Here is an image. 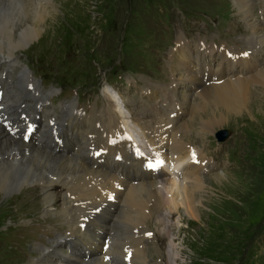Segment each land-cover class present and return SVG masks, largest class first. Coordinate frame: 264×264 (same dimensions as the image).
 <instances>
[{"label":"rangeland","instance_id":"1","mask_svg":"<svg viewBox=\"0 0 264 264\" xmlns=\"http://www.w3.org/2000/svg\"><path fill=\"white\" fill-rule=\"evenodd\" d=\"M252 1L255 2L254 18L260 29L256 28L258 34L264 37V27L261 25V13H259L262 11L264 16V5H260L259 0ZM52 4L54 8H49L51 15L46 17V25L40 37L32 41L30 46H27L28 48L17 51L15 55L26 65L27 70H31L35 77L43 83H50L57 89L64 88L72 92L77 90L84 97L92 99V103L98 99L100 90L98 80L107 76L111 80L107 91L113 98L117 96L114 88L138 93L141 87H151L156 96L172 103L171 93H165L163 97L160 92L157 93L154 90L160 88V85L169 83L172 77V74H168L164 68L168 65L169 71L170 65L177 64L179 57L183 58L180 52L174 51V39L176 41L185 40L195 50L193 40L199 39V36L209 37L205 31L207 26L197 18L201 13L208 14L212 18L210 26L223 27V33L218 34L208 27L209 33H214L215 36L224 40L232 37L241 41L245 40L248 46L254 49L259 59L263 60L264 57L262 53L264 43L262 46L256 44L258 40L255 39L256 35L253 32L252 17L249 18L250 21L247 24L246 19L238 13L233 0H54ZM180 4L185 6L186 12L179 10ZM251 35H253L252 38ZM231 45H236V43L231 42ZM239 67L237 66V69H240ZM258 67L260 68V64ZM180 68L179 72H176L177 76L183 72ZM18 70L19 68L16 72ZM13 76L16 78V74ZM37 83L40 86L38 81ZM185 84L190 86L191 82H185ZM249 85L253 93L257 88L264 89V87L259 88L258 84ZM182 89L181 86L175 90L177 100L184 95V89ZM15 91L24 96L18 87H14L13 96ZM194 91L197 93L198 87ZM263 92L255 94V102L262 106L260 108L263 110H258L256 106H250L251 110L243 108L239 110L243 112L242 117L239 118H237V113H228L221 126L215 125L213 128L201 129V125L197 123L199 122L197 117L200 114H195L199 110L190 106H188V114L176 120L172 131L177 140L181 138V141L202 145L206 150L215 151L214 158L217 157L218 151L224 157L222 168L201 174L207 186L220 185L217 180L215 182V178H211L212 173L216 171L225 172L222 182L235 178L234 182L225 185L231 189L224 188L227 193L230 189L234 197L230 196V198V194L226 196V193L218 194L215 192L218 190L216 186H211L209 190L202 192L213 199L216 198L213 200L216 202L210 201L207 204L201 200V204L196 205L197 208H202L203 221H192L185 214L177 213L169 217V223L172 224L169 235L173 236L176 251L179 253V257H176V264L180 262L183 264H264ZM48 93L50 94V91ZM106 94L109 95L103 92L101 96ZM167 95L168 98H166ZM112 97L113 104L119 108V103L116 104ZM102 101L100 106H97L100 101L96 102L97 105H92L90 113L93 109L104 111L107 108V102L103 99ZM32 102H34L32 99H27V106ZM206 108L207 112L203 110L200 117L204 116L205 112L209 114L215 109L210 105ZM9 110L12 116L13 110ZM70 111L71 109H67L64 116H71ZM62 112L64 111L61 110L60 113ZM253 115L255 118L252 117ZM77 116H79L77 113H72L73 122L69 125L70 129H77L73 127L76 122L83 124L81 129L93 128L94 119L89 120L92 121L89 126L85 120L82 122ZM41 117L42 114L40 122H43ZM16 122L19 121L16 120ZM115 122L116 120H113L112 123ZM2 128L1 131L5 137L25 144L21 137L14 135L13 127L8 129L4 126ZM173 129H177L178 132L174 133ZM44 135L46 138V133ZM217 135L223 138L219 139ZM216 141L222 143L218 150H215ZM32 147L37 148L38 146ZM38 149L46 152L50 150L47 153L53 156H62L60 153H53L50 148L38 147ZM19 152L25 151L23 149ZM18 155L21 156V154L16 156ZM84 179L80 182L81 184L85 182L91 184ZM32 185L28 184V186ZM57 186L52 190L55 194V199L51 203L53 207L61 205V200H58L60 197L64 199L63 190L60 185L57 184ZM39 187L36 184L29 189L24 185L8 193L9 195L0 193V264H37L35 259L37 252L33 246L52 243L51 240L58 235L57 232L67 228L64 218L55 212L52 214L43 211L45 193ZM38 202L41 203L39 214L42 218L39 216L37 221L36 218H27V211L32 212L31 207ZM54 202L55 205H53ZM134 202V199H130L128 205ZM207 205H212L211 208L215 210V213L208 214L210 207ZM125 215L128 218L120 222L124 227L130 226L127 230L130 233L139 220L134 219L133 209ZM216 216H218L216 221L211 220ZM45 219H47L46 222ZM112 222L111 220L110 224ZM143 231L148 232L149 237L151 236V242L146 246V256L150 257L149 264H156L153 260L165 261L167 237L155 238L159 229L154 220H151ZM126 240L130 241V239ZM60 245L57 243L54 248L60 255L66 257L68 253L63 254L58 249ZM153 245L155 248H152ZM61 246V249L66 251L63 245ZM116 262L121 264L122 261ZM133 264L140 263L133 262Z\"/></svg>","mask_w":264,"mask_h":264},{"label":"bare ground","instance_id":"2","mask_svg":"<svg viewBox=\"0 0 264 264\" xmlns=\"http://www.w3.org/2000/svg\"><path fill=\"white\" fill-rule=\"evenodd\" d=\"M52 1L54 2V0H0V70H5L11 84L8 90H5L4 95V99L11 110H14L16 104L19 105L20 103H24L27 106V99H32L34 102L45 101L49 94L48 92L44 93L37 82H34V88L32 90L26 89V75L28 70L26 65L15 54H17V51H21L32 43V41L40 37L43 32V27L46 25V17L51 15V10L49 8H54ZM233 1H235L234 6L238 10V13L246 19L247 24H249V18L252 17L253 32L256 35L255 39L258 40L256 44L262 46L264 37L258 34V29L256 27L259 28V25L253 14L255 2L252 0ZM259 1L260 5H264V0ZM249 29H251V27ZM252 36L253 35L250 37L252 38ZM177 43L184 44L182 50L185 52L187 59L179 57L177 64L170 65L169 69L172 77L169 83L164 85L159 84L161 87L154 90L157 93L160 92L161 96L165 93L172 94V98H170L172 103L166 100L171 108L175 110L176 120L179 117L182 118L184 114H188V106L199 110L195 113L197 115L198 113L201 115L203 110L207 112L206 107L208 105H210V107L214 106V111H208L209 114L205 112L204 116H202L203 118L200 117V115L197 117L199 120L197 123L201 125V129L205 130L206 128H213L215 125L221 126L226 120L225 118L228 113H237V118H239L242 117L243 113L239 110L243 108L250 109V106H256L258 110L262 109L260 108L262 106L257 105V102H255V94H261L264 89H258L256 87L257 90L253 93L249 84L254 83L258 84L259 88L264 87V57L263 60L262 58L259 59L256 53L252 58L251 56L239 57L240 62H242L239 64L227 60L231 67L236 69L237 72L242 71L241 69H237V66H240L239 68L249 67L251 68V72L232 77H230L229 74H217L220 78H223V81L219 84L212 83L206 85L197 73L192 70L189 64L194 60L193 55L196 49L194 48L195 50H193L190 43L188 44V42L183 39H178ZM262 53L264 54V51H262ZM259 64L260 68L258 67ZM17 68H19V70L16 72ZM179 68L182 69L181 71L183 72L181 73L182 75L180 74L177 76L176 72H179ZM13 74H16V78H13ZM185 82H191V85L187 86ZM181 86L184 89V95H181V98L177 100L175 90H178ZM14 87H18L23 92L24 96L17 91H15L13 96ZM197 87L198 92L195 93L194 89ZM98 96H101V93ZM103 96L97 97L98 99H96V101H100L101 105L103 102L102 99L106 100L107 108L105 110L103 109L104 111L93 109L89 115H82V113H78L79 110L74 111L79 115L77 117H80L82 122L85 120L87 124L91 126L90 122L92 121L89 120L94 119V123H92V129H69L72 134L75 135L76 133L80 135L81 133L84 134L94 131L97 135V141L103 142L101 138L102 133L104 131L111 132L112 129L116 127L115 123L112 122L113 120L115 121L119 115L118 106L113 104L109 95L106 94ZM166 98H168V95ZM93 105H97L96 102ZM67 109H71V107L68 106L62 109L64 111L62 112V116L65 115ZM9 116H11L10 113L8 114V117ZM43 117L42 115V121L44 120ZM252 117L255 118L254 115ZM97 123H100V127H97ZM4 126L3 123H0V134H2V136L0 135V193L7 195L24 185L30 189L33 185L38 184L40 186L39 188L45 193L44 195L42 193L44 202L43 211L45 213H56L61 218H64L67 225L64 231L57 232L58 235L51 240L53 241L52 243L33 246L35 252H37V257L35 258L37 264H114L116 261L125 260V256H123V246L129 242L128 240L125 241V239H130L132 243L135 244L132 246L133 253L127 258V261L149 264L150 262L148 261L150 257L146 256V252L141 251L138 241L144 236H147L151 240V236L149 237L147 234L148 232L146 233L143 231V229L145 230V228L148 227L151 220H154L155 225L159 229L155 238L165 236L168 239V245L164 252L166 263L174 264L176 262V257H179V253L176 251L173 236L171 237L169 235L172 225L169 223V217L177 213L179 215L185 214L190 217L192 221H203L201 216L202 208H197L196 205L201 204V200L204 203L207 202V204L210 203V201L216 202L213 201L216 198L213 199L211 196L202 193L205 190H209L211 186H216L218 188V190L214 189L218 194L226 193V196L230 194L229 197H234V195L230 193L231 188L225 185L234 182L235 178L222 182L225 174V172L222 171L212 173L213 175H211V178H215V182L217 180L218 183L220 182V185L212 184L210 187L206 185L207 183L204 177H201L202 173H200L199 167L191 164L182 166L181 174L171 178H136L135 176L124 175L123 171L125 169H130L140 174L142 171L141 160L131 159L125 155L124 159L128 160V164L116 165L114 167L102 165L93 167L91 164L92 159L86 156L85 153L88 146L91 144V140L88 138L83 137L77 151L68 153L61 149L54 150L51 146L45 145L44 142H36L35 139L24 140L26 145L19 141H12L10 140L12 138L9 139L5 137L1 131V128ZM43 128L45 129L42 130V135L50 131L46 125L43 126ZM2 130L4 129L2 128ZM173 130L174 133L178 132L177 129ZM183 134L182 132V136ZM171 139L173 140L172 145H162V147H165L171 153L176 152L178 154L177 160L179 159L177 165H180L186 159L187 150L182 145V142H180L181 138L178 139L180 140L178 141L173 131ZM32 146L50 148L53 153H60L63 157L53 156V154H48L50 150H48L47 153L43 149H38V147L34 148ZM23 149L25 152L20 153L19 151H23ZM108 149L109 151L106 158L112 159L116 154V149ZM14 154H21V156H16ZM19 158L21 159L19 160ZM121 174L124 176L120 177ZM83 179L84 181H89L91 184L88 182L81 184L80 182H82ZM132 179H136V183H133ZM63 180H65V183H63ZM29 183L33 185L28 186ZM57 184L60 185L63 190L62 196L64 199L60 197L58 200L62 201L61 205L53 207L51 203L55 199V194L52 190L53 187H58ZM117 185H120L122 190L117 189ZM225 187L230 188L228 193L224 190ZM69 194L73 195V198L70 199L68 197ZM113 194L116 198L114 200L111 199V195ZM130 199H134L135 202L128 205ZM40 204L41 203L38 202L36 205L32 206V212L27 211V218H36L37 221L41 217L39 214ZM53 205H55V202ZM207 206L210 207L208 214L210 212L215 213V210L211 208L212 205ZM130 209H133L135 213L133 216L134 219L139 221L133 230L128 233L127 230L130 226L124 227L120 221L128 218L125 213L129 214ZM217 218L218 216H216V218H211V220L216 221ZM111 220L113 221L112 224H110ZM44 221L46 222L47 219ZM81 224L83 226H81ZM81 227H83V229H81ZM34 233L39 234L37 231H34ZM134 236L138 237L133 238ZM107 239H111L112 244L106 253L109 252L115 255L116 259L114 260H106L101 252V244L98 241ZM57 243H60L66 249V251H63L61 245L58 248L63 254L68 253V255H65L66 257L60 255L59 252L55 250L54 246ZM113 243H115L116 246ZM152 248H155V245H153Z\"/></svg>","mask_w":264,"mask_h":264},{"label":"snow or ice","instance_id":"3","mask_svg":"<svg viewBox=\"0 0 264 264\" xmlns=\"http://www.w3.org/2000/svg\"><path fill=\"white\" fill-rule=\"evenodd\" d=\"M243 55L247 56V55H248V53H243ZM193 155H194V154H193ZM148 166H149V167H153V165H152V164H149Z\"/></svg>","mask_w":264,"mask_h":264},{"label":"water","instance_id":"4","mask_svg":"<svg viewBox=\"0 0 264 264\" xmlns=\"http://www.w3.org/2000/svg\"><path fill=\"white\" fill-rule=\"evenodd\" d=\"M218 137H220V138H222V136L221 135H217Z\"/></svg>","mask_w":264,"mask_h":264}]
</instances>
